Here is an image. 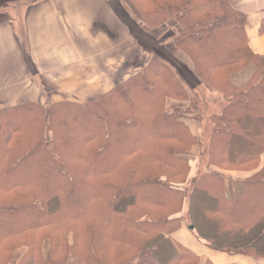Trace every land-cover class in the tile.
Returning <instances> with one entry per match:
<instances>
[{"label":"trees","instance_id":"16d2710c","mask_svg":"<svg viewBox=\"0 0 264 264\" xmlns=\"http://www.w3.org/2000/svg\"><path fill=\"white\" fill-rule=\"evenodd\" d=\"M123 1L149 31L177 24L175 48L223 98L207 146L184 121L200 97L187 100L159 55L90 102L0 109V264H213L176 239L184 227L211 251L264 264V57L248 16L233 0ZM201 148L206 170L192 177Z\"/></svg>","mask_w":264,"mask_h":264},{"label":"crops","instance_id":"0c3cea01","mask_svg":"<svg viewBox=\"0 0 264 264\" xmlns=\"http://www.w3.org/2000/svg\"><path fill=\"white\" fill-rule=\"evenodd\" d=\"M115 1L0 0V109L32 103H87L141 73L154 55L169 64L157 48L173 46L174 25L167 29L173 34L161 42L162 36L157 37L153 31L134 30ZM232 6L248 16L250 48L264 57V36L259 35L264 0H233ZM148 34L154 37L151 44L155 45L145 43ZM174 49L170 50L192 71ZM183 84L187 100L194 98L192 86ZM170 103L179 104L175 100ZM186 117L185 123L198 134L199 122L193 115ZM241 192L237 184L227 189L228 196H239ZM176 239L204 263L263 264L211 251L185 227Z\"/></svg>","mask_w":264,"mask_h":264},{"label":"rangeland","instance_id":"374dc122","mask_svg":"<svg viewBox=\"0 0 264 264\" xmlns=\"http://www.w3.org/2000/svg\"><path fill=\"white\" fill-rule=\"evenodd\" d=\"M25 1H34V0H25ZM115 6L117 7L118 11L124 16V18L128 19L130 24L132 25V28L136 30L137 32H141L142 28L147 31L148 29L141 23L132 13V11L126 6L125 2L123 0H116L115 1ZM174 25V26H173ZM173 26V28L171 27ZM172 28V31L175 33L180 32L181 28L177 26V24L171 22L170 24L154 30L153 34H156L157 37H161V42L169 38L173 33L169 32L167 33V29ZM149 31V30H148ZM159 33H162L161 35ZM145 40V39H144ZM143 40V41H144ZM149 40V41H147ZM147 41V42H146ZM154 37L148 34L147 39L145 40V43L147 45H155L151 44L154 43ZM174 41V40H173ZM175 47L174 42L173 46L169 47H164L163 48H157V53L162 55L164 58L168 60L169 64H172L184 77L185 81L191 85V90L194 91V93H197L200 97V100L202 102L201 104V113L199 115L197 114H192L193 118L195 121L199 122L200 124V131H199V136L204 138V144L203 146H207V140L209 135L212 132L213 125L210 121V117L213 114H219L224 107V100L223 98L215 93L210 91L206 86L201 83V81L195 76L193 66L191 63H189L190 67L192 68V71L186 64L181 62L180 59H178L175 54L170 50ZM176 49V48H175ZM174 49V50H175ZM177 50V49H176ZM181 55V54H180ZM182 58H184L183 55H181ZM254 67L249 66L247 69L243 70L242 72H239L235 75L232 76L231 80L236 86H241L244 85L249 78L251 77L253 73ZM183 112H186V110H182ZM184 118L186 119L187 117ZM201 120V121H200ZM146 133H141L134 135L132 140H143L145 138ZM204 135V136H203ZM189 159L191 160V164L193 166V176H197L198 174L204 172L206 170V164L208 162V157L206 152L201 148V152L199 149H195L191 154L188 155ZM30 176H32L30 174Z\"/></svg>","mask_w":264,"mask_h":264},{"label":"water","instance_id":"95a60500","mask_svg":"<svg viewBox=\"0 0 264 264\" xmlns=\"http://www.w3.org/2000/svg\"><path fill=\"white\" fill-rule=\"evenodd\" d=\"M190 229L193 230V227H191Z\"/></svg>","mask_w":264,"mask_h":264}]
</instances>
